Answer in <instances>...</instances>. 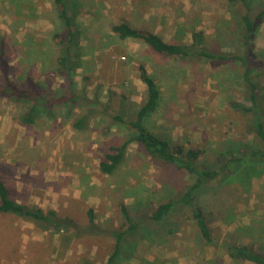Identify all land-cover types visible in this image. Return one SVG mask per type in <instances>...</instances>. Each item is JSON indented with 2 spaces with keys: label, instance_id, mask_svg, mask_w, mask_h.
I'll list each match as a JSON object with an SVG mask.
<instances>
[{
  "label": "rangeland",
  "instance_id": "1",
  "mask_svg": "<svg viewBox=\"0 0 264 264\" xmlns=\"http://www.w3.org/2000/svg\"><path fill=\"white\" fill-rule=\"evenodd\" d=\"M71 1L81 4L78 23L83 29V67L76 83L92 102L94 118L84 132L59 121L23 126L17 120L19 110L0 99V178L19 203L55 211L83 229L89 228L87 214L92 210L96 224L91 233L69 242L52 230L0 215V264H105L116 244L114 233L129 229L122 205L134 219L142 220L193 182L187 172L155 163L138 144L128 148L114 175L100 172L110 147L122 145L130 135L128 126L110 129L113 115L122 107L131 117L147 97L141 66L162 93L158 111L146 121L156 136L200 151L204 164L214 163L230 146L257 142L247 133L252 116L230 105L250 106L239 67L214 70L206 63L176 61L141 41L121 40L112 30L127 22L181 45L192 43L193 32H202L210 49L235 53L240 20L228 0ZM59 25L54 0H0V43L13 80L31 74L51 90L65 86L54 72L60 49L54 35L60 32ZM255 42L264 59V24ZM259 80L264 95V69ZM103 105L113 109L104 113ZM217 187L219 192L207 190L198 199L213 232V244L201 238L192 211L184 208L176 215L181 223L177 235L161 245L142 241L132 259L123 264H252L232 260L226 245L264 248V167L245 185L232 181Z\"/></svg>",
  "mask_w": 264,
  "mask_h": 264
},
{
  "label": "trees",
  "instance_id": "2",
  "mask_svg": "<svg viewBox=\"0 0 264 264\" xmlns=\"http://www.w3.org/2000/svg\"><path fill=\"white\" fill-rule=\"evenodd\" d=\"M233 4V15L240 20L241 31L236 41L235 53H223L207 46L202 32L192 33L191 44H173L166 42L153 32H145L121 22L113 27V32L121 40H138L149 46L157 54L164 55L180 62L206 63L214 70L223 66L240 68L242 88L250 106L231 102V108L239 113L252 116L247 125V133L253 135L256 143L230 146L225 149L214 163L200 162L198 150L186 149L170 139L160 138L146 126V121L155 114L162 100V93L154 77L144 66L139 68L140 80L147 87V97L134 115H126L122 107L113 115V126H128L130 135L120 146H111L100 163L103 175H114L124 163L128 148L138 144L146 155L155 163L174 166L193 177V182L178 195L161 203L151 210L142 220L134 219L128 208L122 205L129 229L126 232L114 233L116 244L112 255L105 264H123L130 261L142 241L152 245H161L180 231L181 223L177 216L184 208L192 211L197 222L201 238L207 244L214 243L213 232L205 216V209L198 199L204 192H219L221 187L232 181L243 185L249 182L260 167H264V95L260 75L264 69L263 55L257 52L256 33L264 24V0H228ZM81 4L71 0H54V7L60 21V32L54 35L59 45V52L54 68L55 75L64 80L65 86L51 90L47 83L38 81L27 74L18 82L12 79L13 69L6 58L5 46L0 43V99L8 100L19 110L18 122L23 126H35L40 121H59L69 124L78 131H88L90 120L95 112L90 109L92 102L87 95L78 90L76 77L83 67L81 41L83 29L78 23ZM104 113L113 109L103 105ZM109 131V129H108ZM216 182V185L213 183ZM218 183V184H217ZM214 186V187H213ZM216 186V187H215ZM219 190V191H218ZM218 199L216 202H219ZM0 215H10L35 225L43 231H54L62 236L63 241L72 242L83 234L91 233L95 226V215L92 210L87 214L89 228L83 229L71 218H61L55 211L45 212L14 200L5 182L0 178ZM226 251L235 262L264 264V248L252 244L229 243Z\"/></svg>",
  "mask_w": 264,
  "mask_h": 264
}]
</instances>
